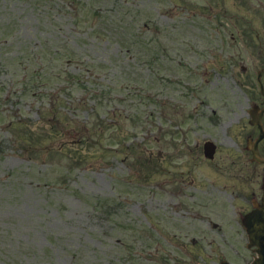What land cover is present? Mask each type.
Masks as SVG:
<instances>
[{
  "label": "rangeland",
  "instance_id": "rangeland-1",
  "mask_svg": "<svg viewBox=\"0 0 264 264\" xmlns=\"http://www.w3.org/2000/svg\"><path fill=\"white\" fill-rule=\"evenodd\" d=\"M237 1L0 0V264L197 262L151 228L167 196L149 151L172 150L167 120L197 132L199 105L244 111L264 0ZM215 237L219 264L233 246Z\"/></svg>",
  "mask_w": 264,
  "mask_h": 264
},
{
  "label": "flooded vegetation",
  "instance_id": "flooded-vegetation-1",
  "mask_svg": "<svg viewBox=\"0 0 264 264\" xmlns=\"http://www.w3.org/2000/svg\"><path fill=\"white\" fill-rule=\"evenodd\" d=\"M262 51L264 59V41ZM263 67L257 69L256 80L258 71ZM242 69L248 76L249 67ZM249 79L241 81L247 89V105L241 115L231 106L228 115L222 118L216 108L212 107L206 112L207 107L199 105L192 110L195 118L202 119V124L196 122L199 124L197 132L189 128L181 129L180 126L172 130L173 127L168 125L165 133L170 138L172 150L164 149L158 153L156 150L151 151V176L154 181L160 176L164 178L152 185L151 194L156 201L158 195L167 196L163 201H166L163 204L165 211L161 216L157 212L158 202L155 204L154 224L165 220L167 229L178 231L173 233L177 243L197 248L195 256L202 261L215 263L212 259L204 258L201 249L205 241L212 244L218 235L223 236V244L233 246L232 253L219 260L221 264L225 260L234 262L236 257H239V261H247L253 256L252 249L246 253L243 248L244 253L237 247L240 244L233 242L236 234L241 237L244 246L248 244L241 216L251 211L255 202L261 200L264 190V162L254 159L253 153L254 144H257L258 152L264 158V137L257 139L261 127L252 124V108L255 105L264 108V92L258 82L257 90L255 82ZM262 82L264 85V73ZM188 118L189 115L185 117ZM261 125L264 132V112ZM218 127L229 133V141L218 136ZM175 135H178L177 138ZM164 183L170 188L164 189ZM236 222L239 229H235ZM247 254L248 258H241Z\"/></svg>",
  "mask_w": 264,
  "mask_h": 264
},
{
  "label": "water",
  "instance_id": "water-1",
  "mask_svg": "<svg viewBox=\"0 0 264 264\" xmlns=\"http://www.w3.org/2000/svg\"><path fill=\"white\" fill-rule=\"evenodd\" d=\"M246 225L248 231L250 233L252 232V234L255 231L261 232V235H259L260 240L256 239V245L258 246V256L250 264H264V210L258 209L257 212L252 215H249L248 222H246ZM256 235H258L257 232Z\"/></svg>",
  "mask_w": 264,
  "mask_h": 264
}]
</instances>
